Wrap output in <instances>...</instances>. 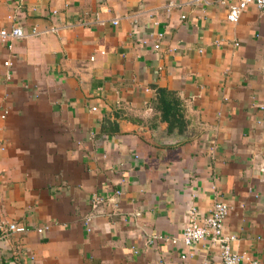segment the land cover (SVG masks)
I'll use <instances>...</instances> for the list:
<instances>
[{"label":"crops","instance_id":"crops-1","mask_svg":"<svg viewBox=\"0 0 264 264\" xmlns=\"http://www.w3.org/2000/svg\"><path fill=\"white\" fill-rule=\"evenodd\" d=\"M227 13L0 0V31L25 34L0 37V264H222L180 241L216 202L242 264H264V17Z\"/></svg>","mask_w":264,"mask_h":264},{"label":"built area","instance_id":"built-area-1","mask_svg":"<svg viewBox=\"0 0 264 264\" xmlns=\"http://www.w3.org/2000/svg\"><path fill=\"white\" fill-rule=\"evenodd\" d=\"M219 3L227 7V19L233 23L239 20L242 12L251 4L255 5L264 17V0H219ZM113 23L117 24V22ZM32 33L37 34L36 30H33ZM24 36L25 34L20 27L0 31V37L3 40L7 38L19 39ZM4 65L9 66L10 62H4ZM5 114H3L1 118H5ZM119 194L120 191H116V195ZM100 203L101 199L94 196L92 198L93 210H95ZM228 213V206L220 202L214 203L209 211L202 215L200 219L197 217L198 210L196 208L191 209L187 216V224L181 234L180 241L184 246L190 247L201 241L209 240L213 245L219 248V256L222 264H242L244 256L233 249V243L236 239L235 236L226 232L224 229V222ZM92 215L93 214L87 215L83 218V223L87 232L91 231L90 222ZM0 229L2 230V227H0ZM3 230L5 231V229ZM7 230L11 232H25L27 228L21 225L9 224ZM42 231V229L38 230V232ZM165 240L169 241L171 244L177 243L176 239ZM252 264L258 263L252 262Z\"/></svg>","mask_w":264,"mask_h":264},{"label":"trees","instance_id":"trees-1","mask_svg":"<svg viewBox=\"0 0 264 264\" xmlns=\"http://www.w3.org/2000/svg\"><path fill=\"white\" fill-rule=\"evenodd\" d=\"M166 94V92L164 90H158V94H157V98L159 100H162L163 96Z\"/></svg>","mask_w":264,"mask_h":264}]
</instances>
